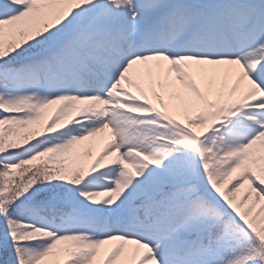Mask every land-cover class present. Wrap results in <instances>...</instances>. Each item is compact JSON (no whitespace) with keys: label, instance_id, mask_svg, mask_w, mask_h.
Wrapping results in <instances>:
<instances>
[{"label":"snow or ice","instance_id":"1","mask_svg":"<svg viewBox=\"0 0 264 264\" xmlns=\"http://www.w3.org/2000/svg\"><path fill=\"white\" fill-rule=\"evenodd\" d=\"M0 264H264V0H0Z\"/></svg>","mask_w":264,"mask_h":264},{"label":"rangeland","instance_id":"2","mask_svg":"<svg viewBox=\"0 0 264 264\" xmlns=\"http://www.w3.org/2000/svg\"><path fill=\"white\" fill-rule=\"evenodd\" d=\"M91 147H92L93 152H98L100 147H101V143H99V142L93 143Z\"/></svg>","mask_w":264,"mask_h":264}]
</instances>
